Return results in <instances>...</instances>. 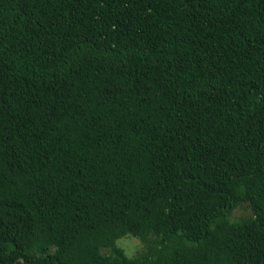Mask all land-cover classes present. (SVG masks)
<instances>
[{"label": "trees", "instance_id": "16d2710c", "mask_svg": "<svg viewBox=\"0 0 264 264\" xmlns=\"http://www.w3.org/2000/svg\"><path fill=\"white\" fill-rule=\"evenodd\" d=\"M0 264H264V0H0Z\"/></svg>", "mask_w": 264, "mask_h": 264}, {"label": "rangeland", "instance_id": "374dc122", "mask_svg": "<svg viewBox=\"0 0 264 264\" xmlns=\"http://www.w3.org/2000/svg\"><path fill=\"white\" fill-rule=\"evenodd\" d=\"M249 214V205L246 202H242L232 209L230 216L232 218H239L243 216L247 217ZM152 238L153 236L151 235L147 236L145 239H139L131 235H125L116 239L115 245L120 247L128 258H135L145 251L147 243ZM109 251V248H101L102 253H108Z\"/></svg>", "mask_w": 264, "mask_h": 264}]
</instances>
